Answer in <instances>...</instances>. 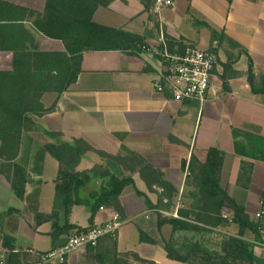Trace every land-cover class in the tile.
Masks as SVG:
<instances>
[{"label":"crops","instance_id":"1","mask_svg":"<svg viewBox=\"0 0 264 264\" xmlns=\"http://www.w3.org/2000/svg\"><path fill=\"white\" fill-rule=\"evenodd\" d=\"M1 1L36 12H42L46 2ZM152 3L153 0H97L94 22L143 37L146 48L134 52L131 48L84 52L76 82L61 94L45 93L43 105L49 107L56 100V108L34 120L39 127L61 133L62 140L81 138L111 155L131 151L141 156L178 190L169 212L177 202L184 206L191 203L186 193L192 185L185 186L188 171L181 169V161L188 163L194 156L204 162L207 150L218 148L224 152L221 187L255 221L254 213L264 186V94L251 93L246 71L250 57L255 74H264V0H177L159 16L151 11ZM19 23L33 35L39 50L64 51L61 41L43 36L30 20ZM211 29L220 33L221 38L212 46L218 47L221 53H215L217 63L204 103H180L157 93L153 82L158 61L151 49L157 45L160 35L209 49ZM12 59V52L0 50V70H10ZM224 81L227 89L223 88ZM28 136L31 141L23 139L22 148H28L29 153H21L16 158V162H26L28 182L22 200L14 196L5 175L0 173V212L12 208L11 213L0 219V257L4 264H7L4 259L8 251L1 247L3 234L13 238V251L22 257L23 264H41L37 254L51 249L52 221L36 225L35 214H50L53 210L58 162L52 157L55 160L52 163L51 156L42 154L41 149L54 140L40 131L29 132ZM97 162L99 157L89 152L77 170L90 169ZM244 162L250 168L238 183ZM125 175H131L134 186L126 187L120 195L124 217L116 235L101 238L96 247L73 251L65 264H120V260H125L123 254L130 252L148 261L129 259L130 264H185L166 256L162 239L170 237L171 227L157 228L156 213L135 190L144 193L151 204L156 203L157 193L148 191L138 173L126 171ZM99 186L100 181L94 180L82 194L86 196ZM113 212L101 208L94 224H102ZM223 212L229 214L227 208ZM78 215L84 222L79 221ZM88 216L86 207L74 206L68 221L86 227ZM59 218L62 224L64 218L61 214ZM140 231L156 243L140 242ZM217 231L235 236L237 225L230 223ZM178 233L174 238H179ZM243 239L252 244L253 255L264 260L259 236L255 238L246 231Z\"/></svg>","mask_w":264,"mask_h":264},{"label":"trees","instance_id":"2","mask_svg":"<svg viewBox=\"0 0 264 264\" xmlns=\"http://www.w3.org/2000/svg\"><path fill=\"white\" fill-rule=\"evenodd\" d=\"M96 6L97 0H46L43 11L36 12L0 0V50L10 51L13 55L12 68L0 70V173L5 175L14 196L22 200L28 182L26 162H16L21 153H29L28 148H22L23 139L31 141L28 133L40 131L54 140L42 147V154L47 153L58 162L53 210L50 214H35L36 225L52 221L50 250L63 245L72 233L93 227L95 216L101 208L112 209L121 218L124 217L120 195L126 187L134 186L131 175H125L127 171L129 174L138 173L148 191L157 193L156 203L151 204L144 193L135 190L138 196L145 198L147 207L155 210L157 228L163 225L171 227L170 237L162 239L163 249L170 260L185 264H263L264 260L253 255L252 244L243 239L246 231L258 238L257 223L250 220L244 208L230 198L220 185L224 160L222 150L209 148L204 162H199L194 156L188 163L181 161V169L187 168L188 171L185 186L192 185V189L186 193L191 203L180 207L178 217H173L160 211L167 212L172 208L178 190L158 168L141 156L131 151L125 155H111L95 149L81 138L65 141L61 139V133L48 131L36 124L35 117L53 112L57 104L55 100L45 107L42 96L48 92L61 94L76 82L84 52L128 48L134 52L146 47L143 37L94 22L92 16ZM24 20H30L43 36L61 41L64 51L39 50L33 35L19 23ZM219 38L220 33L211 29L210 45ZM165 39L170 50L182 43L167 36ZM234 44L242 51L238 44ZM209 49L217 52L215 47ZM246 79L251 93L264 94V74H255L250 57ZM223 88L227 89L225 81ZM89 152L96 154L100 162L90 169L77 170ZM249 168L247 163H242L238 183H241L243 173ZM94 180L100 181L99 189L83 195L82 191ZM74 206L87 208L89 216L86 227L69 223ZM224 208L229 210L228 215L224 214ZM11 212L12 208L0 212V219ZM60 214L64 218L62 224L59 222ZM230 223L237 225L236 235H220L217 228ZM176 232L219 235L220 250H210L201 240L186 236L174 238ZM139 241L156 243L142 231ZM1 247L8 251L5 263L23 264L22 257L13 251V238L10 235H2ZM123 258L124 261L119 259L120 264H130L129 259L148 263L136 253H124Z\"/></svg>","mask_w":264,"mask_h":264},{"label":"built area","instance_id":"3","mask_svg":"<svg viewBox=\"0 0 264 264\" xmlns=\"http://www.w3.org/2000/svg\"><path fill=\"white\" fill-rule=\"evenodd\" d=\"M176 1L153 0L151 11L159 16L164 9L174 6ZM151 51L158 61L153 82L154 90L180 103L192 101L203 104L211 87L213 71L217 63L215 53L188 42H182L181 45H176L170 50L163 35H160L157 45L152 47ZM180 207L182 205L177 202L171 212H160L166 216L178 217L177 211ZM254 219L260 238L258 244L264 248V186ZM122 224L120 214L113 212L102 224L94 225L85 231L74 232L68 236L63 245L38 254L39 263L63 264L73 251L82 247H96L102 237H114ZM28 252L34 253L32 250ZM0 264H4L1 257Z\"/></svg>","mask_w":264,"mask_h":264},{"label":"rangeland","instance_id":"4","mask_svg":"<svg viewBox=\"0 0 264 264\" xmlns=\"http://www.w3.org/2000/svg\"><path fill=\"white\" fill-rule=\"evenodd\" d=\"M209 48H213V46L212 45H210L209 46ZM216 48V50L217 51H219L218 50V47H215ZM225 50L226 49H224V52H225ZM223 52V51H222ZM219 53H221V50L219 51ZM52 158V157H51ZM50 158V159H51ZM53 159V158H52ZM51 159V161H53L52 163H55V160L53 159L52 160ZM50 173L48 172V175H49ZM188 174V173H187ZM187 176V175H186ZM180 196V195H179ZM178 196H176V198H177ZM176 198H175V200H176ZM175 200H174V202H175ZM181 203V202H180ZM180 205H182V207H183V204L181 203ZM171 210V209H170ZM169 210V211H170ZM168 211V212H169ZM225 214V213H224ZM226 215V214H225ZM81 216L80 215H78V219H79V221L80 222H84V221H82V218H80ZM180 236H179V238H182V237H184V236H186V237H189V238H192L193 240H201L204 244H205V246H207V248H209L210 250H216V251H219L220 250V247H221V237L219 236V235H214V234H212V235H210V234H203V235H200V234H193V233H183V234H181L180 232L178 233ZM220 235H222V233H220Z\"/></svg>","mask_w":264,"mask_h":264}]
</instances>
